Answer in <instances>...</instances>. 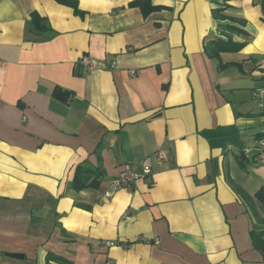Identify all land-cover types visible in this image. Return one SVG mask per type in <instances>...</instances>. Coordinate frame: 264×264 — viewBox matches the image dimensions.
I'll return each instance as SVG.
<instances>
[{"label": "crops", "instance_id": "0c3cea01", "mask_svg": "<svg viewBox=\"0 0 264 264\" xmlns=\"http://www.w3.org/2000/svg\"><path fill=\"white\" fill-rule=\"evenodd\" d=\"M76 1L0 0V264H264L263 0ZM80 163L99 188L73 189Z\"/></svg>", "mask_w": 264, "mask_h": 264}, {"label": "trees", "instance_id": "16d2710c", "mask_svg": "<svg viewBox=\"0 0 264 264\" xmlns=\"http://www.w3.org/2000/svg\"><path fill=\"white\" fill-rule=\"evenodd\" d=\"M59 3L72 6L75 9V12L79 15H83L84 12L78 7V3L76 0H56ZM131 7H139L144 15H148L152 11L160 9L161 6L154 5L151 0H133L130 3ZM264 5V0H263ZM221 9L214 10V16L225 18L224 15L221 14ZM32 21L35 25V29L41 32L47 33L52 32L51 27L47 24V20L44 17H41L38 13H33ZM225 29L229 31H237V32H245L241 30V28H237L235 25L228 24L224 26ZM246 42H239L233 40L231 37L227 39H218L210 42L206 50L211 57L220 56L222 52H235L240 51ZM259 137V136H257ZM104 178V171L98 168H94L89 163H80L76 166L74 176L72 179V187L76 191H81L86 188H99L102 180ZM237 190L242 194V196L248 201L252 199V197L243 191L240 187H237ZM254 197L259 201L262 205H264V186H262L254 195ZM86 209L90 210L91 205L79 204ZM264 223V218H262ZM253 241L254 246L258 248L264 254V229L254 230L253 232ZM47 262L51 264V261L59 262L60 264H73L70 260L55 254L54 252H48Z\"/></svg>", "mask_w": 264, "mask_h": 264}, {"label": "built area", "instance_id": "2783aa9c", "mask_svg": "<svg viewBox=\"0 0 264 264\" xmlns=\"http://www.w3.org/2000/svg\"><path fill=\"white\" fill-rule=\"evenodd\" d=\"M81 63L85 66V67H101V68H106L109 67V65L107 63L104 62H99L96 60H90L88 57L83 56V58L81 59ZM116 65V62H113L110 67H114ZM136 73L135 70L132 71V74ZM156 155L158 158H165L167 157V153L166 151L163 150H158L156 152ZM260 158L263 160L264 159V151L260 154ZM152 175H153V170L152 167L150 165H142L140 170L139 169H128L123 171L119 176L112 178L110 180L111 186L112 188L118 189L120 187L124 186H131V184L139 179V178H144L146 179L149 184L153 183V179H152ZM110 194V193H109Z\"/></svg>", "mask_w": 264, "mask_h": 264}, {"label": "water", "instance_id": "95a60500", "mask_svg": "<svg viewBox=\"0 0 264 264\" xmlns=\"http://www.w3.org/2000/svg\"><path fill=\"white\" fill-rule=\"evenodd\" d=\"M10 255L15 258H23V254L11 253Z\"/></svg>", "mask_w": 264, "mask_h": 264}]
</instances>
